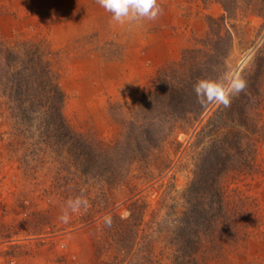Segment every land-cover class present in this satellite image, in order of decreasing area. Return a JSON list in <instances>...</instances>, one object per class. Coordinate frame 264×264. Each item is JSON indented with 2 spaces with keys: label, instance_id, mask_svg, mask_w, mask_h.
<instances>
[{
  "label": "rangeland",
  "instance_id": "obj_1",
  "mask_svg": "<svg viewBox=\"0 0 264 264\" xmlns=\"http://www.w3.org/2000/svg\"><path fill=\"white\" fill-rule=\"evenodd\" d=\"M158 2L163 11L157 19L118 24L97 0H0V39L39 43L43 63L50 57L57 65L63 114L74 132L107 143L130 135L142 140V128L151 124L143 120L142 95L157 91L159 74L180 62L185 50L201 46L207 16L223 12L218 3L204 0ZM235 20L227 81L239 78L264 40L260 16L244 9ZM2 100L0 264H128L104 220L113 214L127 218L131 211L141 218L136 220L140 234L152 236L155 256L171 264L173 250L164 230L179 225L201 149L194 145L195 134L217 103L187 123L160 126L154 117L163 141L117 180L107 163L87 173L73 156L61 158L52 149L32 155L30 139L20 156L13 147L18 146L15 116ZM256 162L252 176L226 182L228 189L238 187L246 195L247 200L237 198L249 208L248 224L243 238L225 241L216 264H264V140ZM78 196L88 201L87 211L70 214L69 223H63L67 201Z\"/></svg>",
  "mask_w": 264,
  "mask_h": 264
},
{
  "label": "trees",
  "instance_id": "obj_2",
  "mask_svg": "<svg viewBox=\"0 0 264 264\" xmlns=\"http://www.w3.org/2000/svg\"><path fill=\"white\" fill-rule=\"evenodd\" d=\"M204 1L218 3L223 12L219 17L207 16L208 29L201 46L185 50L180 62L159 74L161 80L154 82L157 91L142 95L147 109L143 120L151 121L141 130L142 140L130 135L107 143L74 132L63 114L65 96L57 65L50 57L43 63L39 43L0 39V96L5 109L10 108L15 116L16 153L26 154L24 147L30 139L32 155L41 156L40 152L52 149L61 158L73 156L87 173L107 163L109 174L118 180L128 172L129 165L148 157L151 148L163 141L161 127L153 126L154 117L162 123L160 126L195 121L215 103L200 104L193 84L205 77L228 82L226 61L238 12L250 10L262 18L264 26V0H248L247 4L239 0ZM239 78L246 81L245 90L227 107L217 103L195 134L194 145L201 149L183 195L185 210L178 226L164 230L168 232L166 244L173 250L171 264H216L225 241L237 242L244 236L249 208L245 200L238 198L246 199V195L238 187L228 189L230 183L226 182L252 176L258 170L257 148L264 140V40ZM109 217L112 225L108 231L116 237L115 244L124 248L128 264H163L150 244L152 236L150 239L140 234L143 230L137 228L136 220L141 219L137 211H131L127 218L116 214ZM156 232L161 235L160 230Z\"/></svg>",
  "mask_w": 264,
  "mask_h": 264
},
{
  "label": "clouds",
  "instance_id": "obj_3",
  "mask_svg": "<svg viewBox=\"0 0 264 264\" xmlns=\"http://www.w3.org/2000/svg\"><path fill=\"white\" fill-rule=\"evenodd\" d=\"M97 3L108 13L111 19L118 23L133 22L138 20H155L163 9L158 0H97ZM246 81L242 78H231L227 83L222 79L209 77L200 78L193 84V92L202 105L218 103L225 107L229 106L231 99L242 93L246 88ZM88 201L82 197L69 199L66 208L60 216V220L67 224L70 214L87 211ZM106 226L111 227L112 219L106 217Z\"/></svg>",
  "mask_w": 264,
  "mask_h": 264
}]
</instances>
